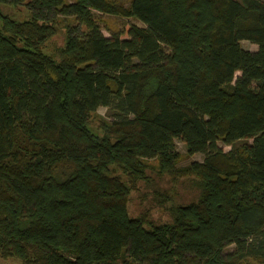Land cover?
I'll list each match as a JSON object with an SVG mask.
<instances>
[{
  "label": "trees",
  "instance_id": "trees-1",
  "mask_svg": "<svg viewBox=\"0 0 264 264\" xmlns=\"http://www.w3.org/2000/svg\"><path fill=\"white\" fill-rule=\"evenodd\" d=\"M147 160L199 190L170 221L129 214ZM0 257L264 264V0H0Z\"/></svg>",
  "mask_w": 264,
  "mask_h": 264
},
{
  "label": "rangeland",
  "instance_id": "rangeland-1",
  "mask_svg": "<svg viewBox=\"0 0 264 264\" xmlns=\"http://www.w3.org/2000/svg\"><path fill=\"white\" fill-rule=\"evenodd\" d=\"M116 4L127 6L130 0H111ZM5 12L10 13L11 10L7 7L3 8ZM21 16L24 14L25 10L19 8ZM13 12V11H12ZM11 12V13H12ZM23 16V17H24ZM96 21L101 27V31L106 37L117 34L122 35L125 39V31L132 24L142 27L143 24L136 20L135 18H123L121 16H114L108 14H100L95 12ZM73 21H60L59 31L53 37L49 51L54 55H58V49L64 45L66 27L68 25L73 26ZM241 46L250 51H256L257 45L252 44L248 41H242ZM240 73H237L239 75ZM98 117L111 120L112 116L109 110L105 107H101L97 112ZM251 141H249L250 143ZM176 151L179 153V159L176 163L177 168L187 167L192 162H202L204 156L202 154L189 155L185 144L181 141H175ZM219 145L224 149V151H229L230 147L225 146L221 142ZM148 175L150 176L149 183L145 184L142 182L138 183V191L131 193L129 201V214L133 217L142 216L147 214L146 217L153 219L157 223L170 221L169 213L164 209L165 206H170L171 204H188L192 201H196L199 195V190L195 187V182L191 180H177L179 178H173L169 175L162 176L158 175V162L156 160H147ZM151 168V169H150ZM168 197L170 202H167L164 198ZM0 264H21L19 260L16 259H3L0 257Z\"/></svg>",
  "mask_w": 264,
  "mask_h": 264
}]
</instances>
